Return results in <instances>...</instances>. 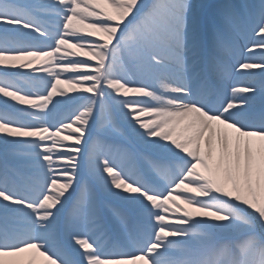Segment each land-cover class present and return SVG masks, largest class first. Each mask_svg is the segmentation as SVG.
<instances>
[{"label": "snow or ice", "instance_id": "snow-or-ice-1", "mask_svg": "<svg viewBox=\"0 0 264 264\" xmlns=\"http://www.w3.org/2000/svg\"><path fill=\"white\" fill-rule=\"evenodd\" d=\"M0 264H264V0H0Z\"/></svg>", "mask_w": 264, "mask_h": 264}]
</instances>
